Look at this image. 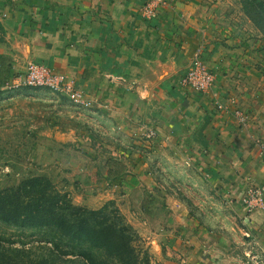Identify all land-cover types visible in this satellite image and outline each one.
<instances>
[{"label": "crops", "instance_id": "0c3cea01", "mask_svg": "<svg viewBox=\"0 0 264 264\" xmlns=\"http://www.w3.org/2000/svg\"><path fill=\"white\" fill-rule=\"evenodd\" d=\"M148 1L156 3L0 0V90L35 62L121 114L120 124L127 112L158 125L153 139L168 141L175 165L176 150L186 154L187 226L179 229L187 230L189 264H254L252 257L264 264V210L248 213L240 200L248 188L264 189V97L251 60L240 51L207 52L200 4L157 0L148 19L141 11ZM198 50L216 79L205 93L181 83ZM237 108L255 122L238 127L227 111Z\"/></svg>", "mask_w": 264, "mask_h": 264}, {"label": "rangeland", "instance_id": "374dc122", "mask_svg": "<svg viewBox=\"0 0 264 264\" xmlns=\"http://www.w3.org/2000/svg\"><path fill=\"white\" fill-rule=\"evenodd\" d=\"M193 1L202 6L203 25L209 27L211 48L207 52H242L251 60L257 87L262 90L264 38L245 13L244 0ZM155 2L150 3L157 8ZM198 52L202 54V50ZM202 60L210 70L203 56ZM261 90L260 99L264 97ZM84 97L80 104L64 93L33 86L6 87L0 93V190L31 177H44L51 182L52 191L66 196L75 207L98 210L112 202L139 235L137 245L147 250L152 264H189L187 230L179 229L187 226V166L182 164L186 154L176 150L181 160L175 165L172 149L165 146L168 141L153 139L158 125L127 112L122 125L118 122L121 114L116 118L110 115L114 113L111 109ZM232 101L236 103V99ZM218 106L224 109L222 104ZM227 111L241 129L255 122L256 116L248 110H242L241 122L235 111ZM143 126L151 129L143 130ZM110 155L128 166L127 179L118 185L106 179L105 163ZM0 232L15 247L31 248L29 257L46 254L39 246L41 236L32 230L0 223Z\"/></svg>", "mask_w": 264, "mask_h": 264}, {"label": "trees", "instance_id": "16d2710c", "mask_svg": "<svg viewBox=\"0 0 264 264\" xmlns=\"http://www.w3.org/2000/svg\"><path fill=\"white\" fill-rule=\"evenodd\" d=\"M243 3L264 38V0ZM105 171L112 185L129 175L127 164L111 155ZM51 187L48 179L31 177L0 190V223L32 230L41 236L39 246L46 249L41 257H29L31 248L15 247L0 232V264H152L147 250L137 245L139 235L112 202L98 210L75 207Z\"/></svg>", "mask_w": 264, "mask_h": 264}, {"label": "built area", "instance_id": "2783aa9c", "mask_svg": "<svg viewBox=\"0 0 264 264\" xmlns=\"http://www.w3.org/2000/svg\"><path fill=\"white\" fill-rule=\"evenodd\" d=\"M150 2L153 1H148L141 7L143 16L148 19L156 16L155 4ZM214 82L215 77L213 73H211V70H208L204 65L201 52H196L191 67L181 80L182 85L197 92H208L212 89ZM30 86L46 88L57 93H64L76 103L82 104L84 102V93L73 86V82L69 80L66 74L54 73L49 67L43 64L35 62L28 63L25 72L15 76L7 84V87ZM234 115L240 122L244 119L243 111L238 108L235 110ZM248 119L243 123H247ZM260 148L264 154V143L260 145ZM240 200L248 213H252L256 210H264V189L250 188L246 193L241 195ZM252 259L254 260V264H260L255 257H252Z\"/></svg>", "mask_w": 264, "mask_h": 264}]
</instances>
